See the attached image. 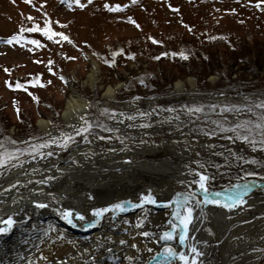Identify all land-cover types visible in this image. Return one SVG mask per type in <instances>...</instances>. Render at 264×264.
Wrapping results in <instances>:
<instances>
[{"label": "rangeland", "instance_id": "374dc122", "mask_svg": "<svg viewBox=\"0 0 264 264\" xmlns=\"http://www.w3.org/2000/svg\"><path fill=\"white\" fill-rule=\"evenodd\" d=\"M80 2L83 8L75 4L69 8L62 0H35V5L0 0V153L13 157L0 165V190L17 171H24L25 183L36 184L56 173L60 162L84 170L98 156L129 164L143 155L157 154V159H165L174 152H181L183 170L191 175L205 172L207 186L215 190L249 178L264 180V149L256 146L261 140L258 133L264 130L255 127L264 123V108L257 106V102L264 103V94L255 92L260 86L250 84V77L234 83L224 78L222 82L218 73L204 80L182 76L188 71L203 74L211 70L213 63L205 55L211 45L224 56L251 53L249 47L264 45V2L108 0L109 4L127 5L118 11L106 10L105 0ZM46 18L54 31H64L69 40L54 37L58 41L54 43L39 33L42 46L6 43L4 36L8 38L33 21L43 25ZM117 48L123 51L112 57ZM180 51L187 59L172 55ZM128 52L133 56L128 57ZM106 59H113L114 64H105ZM91 70L95 78L90 84ZM37 74L40 83L36 82ZM178 75L179 79L169 80ZM145 79L155 85L150 92ZM29 80L33 83L28 84ZM130 80H134V87L127 85ZM5 81L19 82L23 88H9ZM228 84L229 89L239 87L242 91L220 92ZM108 88L117 93L110 101L103 97ZM73 89L87 105L82 117L93 127L86 134L73 136L67 147L45 145L50 139L61 138V133L79 131L81 117L72 126L62 118ZM232 105L247 107L239 112L222 107ZM193 106L202 111L189 112ZM104 109H114L116 115ZM242 120L249 122V129L240 131H252L248 142L230 130ZM44 122L50 131L42 132L40 124ZM213 131L215 135L205 134ZM4 140L10 141L8 145ZM187 188L197 192L194 183ZM217 256L220 262V253ZM254 264H264V249Z\"/></svg>", "mask_w": 264, "mask_h": 264}, {"label": "bare ground", "instance_id": "6f19581e", "mask_svg": "<svg viewBox=\"0 0 264 264\" xmlns=\"http://www.w3.org/2000/svg\"><path fill=\"white\" fill-rule=\"evenodd\" d=\"M94 72L89 73L90 84ZM116 95L108 88L103 97L110 101ZM85 108L78 92L70 90L63 121L72 126ZM44 123L40 124L42 132L50 131ZM153 156L143 155L129 164L98 156L84 170L60 162L56 173L36 184L25 183L24 171L13 172L0 190V219L9 215L13 218L12 228L0 234V264H155L156 258L165 259L160 250L166 246L177 252L183 249L186 256L195 257V264H254L264 249V190L247 189L241 197L244 202L232 208L222 204L198 207L189 199L186 206L191 208V219L186 224L185 242L181 245L176 235L174 240L160 244L158 231L172 230V223L178 224L172 215L177 210L173 201L178 193L188 195L189 183L198 177L182 169L181 152L165 159ZM149 191L158 204L166 207L141 204V194ZM194 196L203 197L199 191L193 192ZM33 201L44 207H37ZM121 201L137 206L131 213H125L129 208L125 206L115 215L110 209L96 223L85 226L96 219L91 209ZM64 208L82 213L84 220L73 215V224H68L61 219ZM180 211L183 214L182 208ZM166 264L181 262L170 256Z\"/></svg>", "mask_w": 264, "mask_h": 264}, {"label": "snow or ice", "instance_id": "6c2138e0", "mask_svg": "<svg viewBox=\"0 0 264 264\" xmlns=\"http://www.w3.org/2000/svg\"><path fill=\"white\" fill-rule=\"evenodd\" d=\"M26 3H31V0H25ZM63 3L67 4L69 8L72 7L73 4L79 6L80 8L84 7V4L80 2V0H62ZM133 2H135V0H133ZM264 2V0H258V3ZM104 8L108 11H118V10H122L124 7H126L127 5H122L119 3H113V4H109L108 0H105L104 3ZM171 7V5H170ZM232 11H235L234 9ZM47 14H45L46 16ZM29 20H32V17L29 16L28 17ZM133 24H135L136 22L134 20H131V18H128ZM57 24H59V21H56ZM137 27H139V25H136ZM22 31H27V32H39L42 36H44L45 38H47L48 40L53 41L54 43L58 42L57 40L54 39V37H59L61 40H69V37L66 36L63 32H57L54 31L50 25L49 19H44L43 21V26H39L37 25L35 22L32 23L31 27L27 28V29H21ZM21 37H19L18 34H13L11 36L8 37L6 43L8 44H12L14 41L16 43H19ZM23 39H26L28 41V43L35 45V46H42L41 45V41L38 39H32L30 37H24ZM149 39H153V42H157L154 40V38L149 37ZM86 43V41L84 42ZM29 50H33V49H29ZM123 50L120 48H117L116 50L111 52V56L112 57H116L118 53L122 52ZM95 54V53H94ZM126 55L128 57H132L133 54L131 52L126 53ZM160 55H165V53H161ZM172 55H178L180 58L182 59H187V54L184 51H180L178 53H172ZM155 58H159V57H155ZM72 59H75V57H72ZM38 62V61H37ZM105 64L112 66L114 64V60L113 59H106L103 61ZM49 65H51L53 62L51 60H49L47 62ZM5 71H9V69H5ZM49 72L52 71L51 68L48 69ZM39 74H37V83H40L39 79ZM60 79L62 81H64V77L61 76ZM143 82V81H141ZM28 84H32L33 81L29 80L27 81ZM5 84L7 87L9 88H23V85L19 82H17L16 84H10L8 83V81H5ZM25 91H27V89H24ZM34 99H36L35 97H33ZM14 105H15V101H13ZM87 106V105H86ZM257 106L264 108V103L261 102H257ZM225 111H237L239 112L242 108L247 107L246 105H232V106H227L224 107ZM189 112L195 111V112H200L202 111L201 107H190L187 109ZM251 109H249L250 111ZM18 111V109H17ZM104 112H108L111 111L113 116L116 115V112L114 109L109 110V109H104ZM171 111V109H170ZM120 115H123V113H121ZM141 115H143V113H141ZM111 118V117H109ZM262 121H264V117L261 118ZM81 120L83 121V123H81L80 127H79V131L78 132H73L71 135L65 134V133H61V138H56V139H50L48 141L45 142V145L47 144H51V143H55L60 147H67L68 144H70L72 142V137L79 135L80 133H87L88 129L93 127L92 123L88 120H85L84 117H81ZM218 127H222L219 124V121L216 122ZM100 127H103L102 125H99ZM256 129H262L264 130V123H257L256 124ZM249 129V122L246 120H242L240 123L233 125L232 128L230 129L236 138H238L241 141H245L248 142L249 136L252 135V131H249L248 134H245L243 132L240 131V129ZM206 135H215V132H206ZM261 136V140L259 142L258 145H256L257 147H260L262 149H264V131H261L260 133H258ZM87 137L85 136V139ZM253 143H255V141H253ZM35 149H33L34 151ZM13 159L12 156H5L3 153H0V165H3L4 163H6L8 160ZM196 177H198V179H193V183L196 185V190L199 191L202 195H203V200L201 201L204 204H213V205H220L222 204L223 207L225 208H232L234 207L237 203H243L244 201L241 199V197L245 194L246 190H247V186H245L242 189H239L238 191L229 193L227 195L221 196V193L216 192V193H211L209 192L208 188H207V184L206 181L209 179V176L205 173V172H200V171H196L195 172ZM234 189L237 188L238 186L233 185L232 186ZM193 193L189 192L188 195H183V194H177L178 199L173 201V203H175L176 205V211H174L172 213V215L175 217L176 221H179V223H172V230L171 231H165L163 233H161L160 235V239L161 240H171L173 239V237L175 235H178L179 237V241L181 243V245H183V243L186 240V234H187V228H186V224L187 222L191 219L190 213H191V208L186 206V202L192 198ZM152 203L155 204L157 203V201L153 198L151 192L149 191L147 194L142 193L141 197H140V203ZM33 203L36 204L37 207H44V205L42 203L33 201ZM125 206H129V207H136V204H133L130 201H121V202H117L111 205H108L107 207L104 208H93L91 209V212L93 214V216L96 218L93 221L88 222V224H86L85 226H90L93 223H96V221L99 220V218L102 216L103 213L108 212L110 209L112 210V214L115 215L116 211H121L125 208ZM183 209V214H181L180 209ZM61 219H63L65 222H67L68 224H73V215L75 216V218L77 220H84V215L80 212H73V210L71 208H64L61 213ZM127 223V221H126ZM13 226V218L11 215L7 216V218L5 219H0V234L3 233H7ZM179 228L180 231L177 233L175 230ZM143 235L147 236L148 233H143ZM119 243L123 244L124 241L120 240ZM132 247H135V245L133 244ZM189 251H193L195 252V249H189ZM163 253L165 255V259L163 261H158L157 264H166V261L168 259V257H176L178 258V260L181 262V264H195V257H188L185 255L183 249H181L179 252H177L176 250H173L170 246H166L163 249Z\"/></svg>", "mask_w": 264, "mask_h": 264}, {"label": "trees", "instance_id": "16d2710c", "mask_svg": "<svg viewBox=\"0 0 264 264\" xmlns=\"http://www.w3.org/2000/svg\"><path fill=\"white\" fill-rule=\"evenodd\" d=\"M215 47L217 46V43L215 42L213 44ZM251 53L245 52L239 55H236V53H227V56L221 55V53L214 51L213 46L211 45L207 51L205 52V55L208 56V62L213 63L211 66V70L207 69V73H193L192 71L185 72L182 76H191L196 80L206 79V77L209 74L218 73L220 75V79L223 82V80L227 79L228 82H236L239 80H248V77H250L251 81L250 84H254L256 88L260 86V89L258 91L256 90V93L264 94V45L263 44H257L253 45L252 47H249ZM213 51L212 53H210ZM213 57V58H210ZM227 57V58H226ZM226 58V59H225ZM224 61H223V60ZM211 60V61H210ZM226 61V62H225ZM208 66V64H207ZM236 75L235 79H231V75ZM224 75V76H222ZM174 79L169 80H176L179 79L180 76H174ZM224 78V79H223ZM135 80V79H134ZM134 80H130L127 82V85H131L134 87ZM151 79H145L143 83H145V87L152 91L155 87V85L149 81ZM256 82V83H253ZM237 84V83H236ZM143 85V86H144ZM126 87V84L125 86ZM144 87V90L146 89ZM146 89V90H147ZM238 89V91H242L239 87L235 88L234 90ZM234 90L232 88L229 89V84L227 85V89L220 91L222 93H234ZM219 92V91H218ZM5 144L8 145L10 141L4 140Z\"/></svg>", "mask_w": 264, "mask_h": 264}, {"label": "water", "instance_id": "95a60500", "mask_svg": "<svg viewBox=\"0 0 264 264\" xmlns=\"http://www.w3.org/2000/svg\"><path fill=\"white\" fill-rule=\"evenodd\" d=\"M236 186H238L237 188H230V189H222V190H217L216 192H219V193H221V195H227V194H229V193H232V192H235V191H238L239 189H242V188H244L245 186H247V189H264V181H257V180H246V181H242L241 182V184L240 183H238V184H236ZM241 186H243V187H241ZM250 191V190H249ZM211 193H213V192H211ZM193 203H195L198 207H201V206H208V205H210L211 203H209V204H204V203H202L201 201L203 200V197L202 198H197L196 196H194V197H192L191 199H190ZM151 204V203H150ZM153 207H155V208H164V207H166V205L165 204H158V203H155V204H151ZM132 210V207H129L125 212H129V211H131ZM178 223H179V221H178ZM165 231H171V230H164V229H161V230H159L158 231V233H157V241L160 243V244H164V243H166L167 241H170V240H161L159 237H160V235H161V233H163V232H165ZM176 231V230H175ZM177 232V231H176ZM176 236V235H175ZM175 236L173 237V239H171V241L172 240H174L175 239ZM161 251L163 252V248L161 249ZM158 261H162L161 259H158Z\"/></svg>", "mask_w": 264, "mask_h": 264}]
</instances>
